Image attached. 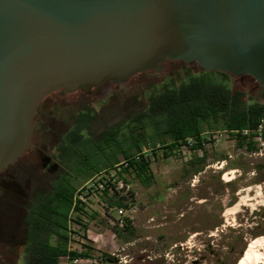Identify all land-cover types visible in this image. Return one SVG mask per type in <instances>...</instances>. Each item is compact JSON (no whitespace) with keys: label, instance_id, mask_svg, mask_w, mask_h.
Here are the masks:
<instances>
[{"label":"rangeland","instance_id":"obj_1","mask_svg":"<svg viewBox=\"0 0 264 264\" xmlns=\"http://www.w3.org/2000/svg\"><path fill=\"white\" fill-rule=\"evenodd\" d=\"M201 72L196 64L171 62L162 72H145L124 83H111L94 95L82 90L68 95L55 93L40 109L34 145L21 164L25 169L42 166L44 157H49L51 165L62 160L68 163L64 178L72 186L88 188L91 179L87 178L88 169L103 168L111 162L112 168L101 173H113L125 161L121 152L130 150L138 155L136 146H140L151 159L150 186L143 184L134 172L124 177L134 193V200L123 216L132 218L131 230L116 231L113 224L119 218L117 212L111 210L112 219L107 217L105 200L95 192L85 191L88 197L83 199L82 217L71 215L74 220L71 228L79 235L72 238L70 247L85 251L86 245L82 246L81 242L86 243L93 249L94 264H108L112 254L123 259V248L128 242L138 241L135 239L140 236L149 238L146 242L154 248L155 227L165 222L163 232L169 238L179 239L167 251L170 264H181L177 261L180 256L176 255L180 242L184 245L179 248H184L189 255L185 264H191L196 258L198 264H238L252 240L264 237V142L254 154L219 125L203 137L202 147L197 148V139L192 138L170 150L168 145L159 144L157 137L155 142L152 140L156 131L150 121L144 124L136 121L149 106L152 95L167 86L187 83ZM214 79L224 80L219 75ZM227 82L242 88L248 101H264V89L251 77H231ZM84 112L90 113L92 119L83 132V139L72 146V152L61 153L59 144L66 141L65 135L77 124L76 117ZM130 128H137L135 141L131 139ZM165 139L170 143L169 138ZM116 142L120 143L119 147ZM58 170L55 173H60ZM226 173L235 179L225 182ZM241 199L246 206H237ZM78 219L86 226L85 232L76 223ZM158 253L163 254V250ZM7 259L9 264L25 262L23 254Z\"/></svg>","mask_w":264,"mask_h":264},{"label":"water","instance_id":"obj_2","mask_svg":"<svg viewBox=\"0 0 264 264\" xmlns=\"http://www.w3.org/2000/svg\"><path fill=\"white\" fill-rule=\"evenodd\" d=\"M168 62L264 89V0H0V174L34 145L47 97Z\"/></svg>","mask_w":264,"mask_h":264},{"label":"trees","instance_id":"obj_3","mask_svg":"<svg viewBox=\"0 0 264 264\" xmlns=\"http://www.w3.org/2000/svg\"><path fill=\"white\" fill-rule=\"evenodd\" d=\"M215 75L224 80H215ZM230 79L225 73L204 71L180 86H167L162 92L151 96L149 106L136 117V121L142 124L150 121L156 131L152 140L157 137L159 144L168 145L170 150L191 138L197 139L196 147L200 148L203 140L201 134H209V131L221 125L222 129L236 136L240 146L246 144L248 151H255L257 147L253 137L264 122V101H248L242 88L228 84L227 80ZM48 98L42 102L37 116ZM76 119V126L65 135L66 141L62 140L59 144L61 153L72 152V146L83 139V132L92 116L84 112ZM136 129L130 128L134 141ZM244 131L249 132V137L243 134ZM165 138H169L170 143ZM248 138L250 140L246 142ZM154 142L153 146L156 145ZM116 144L120 146V143ZM136 148L138 155L130 150L121 152L125 161L118 174L123 177V174L134 172L143 184L150 186L153 179L148 175L151 159L143 153L142 147ZM26 154L0 174V257L7 264V258L22 254L24 264H64L63 258L67 255L72 259L88 257V252L69 251L70 223L74 221L71 215L75 213L82 217L85 204L76 197L79 186H72L63 176L68 163L59 160L51 165L49 157H44L42 166L25 169L21 164ZM112 166L110 162L103 168L88 169L87 178H93ZM58 168L60 173H55ZM53 173L55 175H51ZM133 195V191L122 195L120 190H116L109 196L106 190L101 198L108 208L127 210L131 200H134ZM78 221L75 220L76 223L82 222L80 219ZM130 224L128 220L124 228L116 227V231H129Z\"/></svg>","mask_w":264,"mask_h":264},{"label":"flooded vegetation","instance_id":"obj_4","mask_svg":"<svg viewBox=\"0 0 264 264\" xmlns=\"http://www.w3.org/2000/svg\"><path fill=\"white\" fill-rule=\"evenodd\" d=\"M180 63H182V62H180ZM202 72H204V71L202 70ZM86 93L92 94L90 92H86ZM205 134H201V135H205ZM180 143H182V142H180ZM191 147H194V146L192 145ZM182 217H183V215H182ZM164 224H166V222ZM164 224L161 223L160 225L155 227L157 232L155 233V240L154 241L156 244L153 245L154 248L151 249V243L146 242L149 240V238H142V236L137 237L135 239V241L136 240H138V241L128 242L127 247L123 248V251L125 252L123 255V259L121 257H119L118 255L116 256L114 254L109 258L108 264H121V263H123V264H170L167 261V258L169 256V253L167 251L170 248H172V246H173L172 243L177 242L176 240H179V239L178 238L176 239L175 237L169 238L168 235L165 232H163ZM184 239H185V237L181 238V240H184ZM183 245H184L183 243H181V242L179 243V247H183ZM175 246L177 247V245H175ZM179 247H177L178 250H176L177 251L176 255L177 256L179 255L180 259H178L177 261H178V263L185 264L187 262L186 258L189 255H187L186 252H184V248H179ZM161 249L163 250V254L158 253V252H160ZM70 250H74L77 253L88 252V257H81V258L87 259L89 261L88 264H94L95 263L94 254L92 253L93 252L92 248L89 247V249H88L87 247H85V251H80V250H76V249H72V248L69 249V251ZM182 254L184 255V258L182 256ZM70 264H72V263H70ZM191 264H198V258H196L193 262H191Z\"/></svg>","mask_w":264,"mask_h":264},{"label":"built area","instance_id":"obj_5","mask_svg":"<svg viewBox=\"0 0 264 264\" xmlns=\"http://www.w3.org/2000/svg\"><path fill=\"white\" fill-rule=\"evenodd\" d=\"M245 136H247L249 134L248 131H244L243 133ZM205 135H208L207 133ZM205 135H203V137H205ZM191 140V139H190ZM253 142L256 143V147L257 150L252 151V153L255 154V152H257L259 150L258 146L264 142V122L261 123V125L259 126V128L256 130L255 136L253 137ZM192 146V145H191ZM124 163V162H123ZM121 163L120 165L116 166L118 167L116 170H114L113 173L111 174H99L94 176L93 178H91L88 182V184H90L88 186V188H79L78 192L76 193V197L78 199H80V201L82 203L85 204V202L83 201L84 198H87L88 196L85 195V191L87 193H91L93 194V192L96 193V195H103L104 191H108L109 196H111L112 194H114L116 192V190H120L122 195H126L127 193L130 192V188H129V183L126 182V180H124L123 177H125L126 175L123 174V177L120 178L118 172H120V166L123 164ZM98 178V181H96L95 179ZM111 210H115L119 216V218L116 220V222L113 224V227H117V228H124L125 225L127 224L128 220L132 223V218L129 217H124V211L125 209L123 208H108L107 205L105 204L104 206V212L106 214L107 217L112 219ZM72 223V222H71ZM71 223H70V231H69V242L72 241L75 238V235H79L78 232H76L74 229L71 228ZM75 223V222H74ZM78 225H81L84 228V232L86 230V227L84 225L80 223H77ZM80 226V227H81ZM80 232V231H79ZM87 233H89V230H87ZM74 235V236H73ZM74 237V238H73ZM73 238V239H72ZM83 238L85 239V237L83 236ZM82 246L86 245L85 247H90L88 246L86 243L81 242ZM69 249H71L70 244H69ZM114 255V254H112ZM63 262L64 264H88L89 261L85 258H81V257H76L74 259H71L69 257V255L65 256L63 258Z\"/></svg>","mask_w":264,"mask_h":264},{"label":"bare ground","instance_id":"obj_6","mask_svg":"<svg viewBox=\"0 0 264 264\" xmlns=\"http://www.w3.org/2000/svg\"><path fill=\"white\" fill-rule=\"evenodd\" d=\"M223 166L221 167L223 168ZM223 179L225 182H232L235 178L231 175V173H226ZM247 190L251 191L250 188H247ZM237 206H246V202L244 201V199H241L240 203L237 204ZM238 264H264V237H258L252 240V242L245 250L243 256L239 260Z\"/></svg>","mask_w":264,"mask_h":264}]
</instances>
